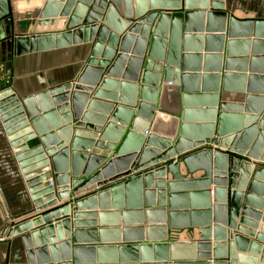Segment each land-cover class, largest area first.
Here are the masks:
<instances>
[{
    "label": "water",
    "instance_id": "1",
    "mask_svg": "<svg viewBox=\"0 0 264 264\" xmlns=\"http://www.w3.org/2000/svg\"><path fill=\"white\" fill-rule=\"evenodd\" d=\"M18 1L0 0V23L13 31L0 33V60L88 45L72 81L27 97L0 89V122L36 212L7 231L27 261L262 264L264 19L238 20L215 0H43L27 13L18 10L38 2ZM2 68L0 83L11 77ZM204 102L212 109H191ZM180 162L202 176L180 175ZM110 196L115 211L105 212ZM117 216L123 243L132 233L146 243L79 245L118 233L83 230L96 225L84 219ZM130 217L140 227H125ZM181 228L199 239L167 241Z\"/></svg>",
    "mask_w": 264,
    "mask_h": 264
},
{
    "label": "crops",
    "instance_id": "2",
    "mask_svg": "<svg viewBox=\"0 0 264 264\" xmlns=\"http://www.w3.org/2000/svg\"><path fill=\"white\" fill-rule=\"evenodd\" d=\"M39 1L43 0H20L18 4L32 3L35 2L38 4H30L28 6L21 7L18 11L21 13H27L31 11H39L41 9V4ZM216 2L222 3L224 5V11H227L228 14L232 15L238 20L245 19H264V0H215ZM182 2V0H181ZM212 0H206V6L208 7ZM190 8H201L203 7L202 0H190ZM37 18L33 19V23ZM20 23L23 21L20 20ZM57 25H52L46 27V32L44 34L55 33L57 30ZM31 26L20 27V31L27 32V35L31 34ZM11 30V25H7L5 22L0 23V33H3L5 30ZM45 29V28H43ZM3 42L0 40V43ZM5 48L0 47V52L4 53ZM248 53H251L248 51ZM88 55V45L80 44L76 46H68L60 49H52L40 52H34L31 54H26L23 56L15 57L12 61L0 60V65L3 66V70L6 68H11L10 78L0 83V89L10 88L17 97H27L38 93L40 91L52 88L56 85L72 81L76 75L79 73L80 68L84 59ZM248 71V70H247ZM245 75H248L246 72ZM195 94H201V91L194 92ZM204 95L210 94L209 92H204ZM91 97V94H90ZM102 101L103 100H99ZM104 103H109L105 101ZM191 109L194 110H209L208 103L204 104L197 103L194 104ZM217 109V108H216ZM27 119V118H26ZM198 119V118H196ZM205 118H200L198 121H202ZM28 121V120H27ZM193 123H204V122H193ZM24 128L30 130L31 133H34L35 137L27 142L26 144L30 147L34 143L36 144L37 135L35 134L32 125L28 122ZM35 141V142H33ZM251 162L257 163L258 161L250 160ZM259 163V162H258ZM179 173L180 175L185 176V178H198L202 176L200 171L195 172L192 175L186 174L184 164L180 162L179 164ZM166 178H170V174L166 172ZM48 182H52V176L46 179ZM212 189V187H211ZM84 195V194H83ZM69 199H74L73 196H69L64 200L57 199V205L62 202H66ZM115 200V199H114ZM108 205L110 210L105 212L115 211L111 210L113 206V199L110 196L108 199ZM48 205V204H45ZM54 206L48 207L46 210L52 209ZM96 213L99 212L98 203L96 204ZM32 202L27 192V188L24 184L22 176L20 174L17 163L14 159V155L11 151L5 129L0 122V264H32L27 261L25 250L22 246V241L20 235L7 237V231L12 223H18L32 215H35L36 212H32ZM121 211V210H116ZM105 220L102 224L98 223V219H84V221H95L96 225L93 227L86 226L82 228L83 230H92L96 231L97 229H112L118 231V233H108L104 242H100V236L98 233H94V242L93 240H85L79 244L81 246H91V245H105V246H114L117 244H139V239L145 237L142 233V237L136 233H132L126 237L127 243H123V235L121 232L122 220L120 216H117L116 220ZM130 220L125 222L128 228L131 227H140L139 220H133L134 218L130 217ZM141 222V220H140ZM143 224V223H142ZM144 226V224L142 225ZM33 229V228H32ZM120 230V231H119ZM31 230L23 232V234H29ZM21 234V235H23ZM54 237V234H53ZM49 238V235H48ZM157 238V236H154ZM72 240V238H70ZM199 239L198 228H181V229H167V241L170 242H190L197 241ZM117 241V242H116ZM142 243H146L145 239L142 240ZM74 244L72 243V246ZM260 245V244H259ZM264 247L263 245H260ZM246 254V253H245ZM260 256H256V259L259 260ZM264 264V261L262 262Z\"/></svg>",
    "mask_w": 264,
    "mask_h": 264
},
{
    "label": "built area",
    "instance_id": "3",
    "mask_svg": "<svg viewBox=\"0 0 264 264\" xmlns=\"http://www.w3.org/2000/svg\"><path fill=\"white\" fill-rule=\"evenodd\" d=\"M49 184L51 185V182H49Z\"/></svg>",
    "mask_w": 264,
    "mask_h": 264
}]
</instances>
